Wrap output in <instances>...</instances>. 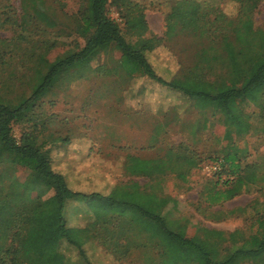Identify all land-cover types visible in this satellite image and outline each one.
I'll return each instance as SVG.
<instances>
[{
    "label": "rangeland",
    "instance_id": "374dc122",
    "mask_svg": "<svg viewBox=\"0 0 264 264\" xmlns=\"http://www.w3.org/2000/svg\"><path fill=\"white\" fill-rule=\"evenodd\" d=\"M166 1L172 0H109L106 8L127 38L147 40L146 54L155 72L169 79L181 68L179 61L192 64L194 41L182 33L164 36L169 11ZM196 1H210L231 15L238 7L237 1ZM254 1V27L264 29V0ZM45 3L53 7L57 25L35 31L33 20L26 15L24 23H30L25 35L31 37L30 42L55 40V47L47 54L53 60L74 49V41L83 44L82 36L67 33V28H73L76 21L60 11L63 8L70 14L76 13L82 2L45 0ZM19 5V0H0V14L5 10L21 13ZM141 16L147 26L141 31L132 29L140 33L129 34V27H137ZM128 20L130 24L126 23ZM13 34L14 29L9 26L0 30V37L5 38L0 41V98L16 102L31 92L34 60L29 48L32 43L22 42L18 46L11 39ZM119 57L115 45L110 44L82 67L62 75L38 101L28 120L12 124L13 138L19 141L23 133H30L38 143L40 139L70 137V143L74 144L78 138L76 153L71 156L64 154L62 148H56V153L50 151L53 169L62 173L71 189L111 196L115 186L135 182L138 190L155 195L156 212L166 220L184 223L188 235L201 232L199 228L204 226L225 232L239 229L240 236L236 239L239 245L256 232L257 212L263 210L264 95L259 104H243L242 119L248 128L237 131L235 123H224L221 113L212 106L198 109L178 91L146 76L127 75L120 67ZM212 71L219 73L222 68L217 66ZM207 89L212 87L208 85ZM127 155L164 157L166 167L160 174H132L124 167ZM228 156H233L238 166L234 172L229 161L221 164ZM233 181L240 184L236 196L212 201L215 190ZM42 189L33 183L28 169L0 152V220L11 223L17 245L26 244L20 248L27 254L19 253L24 264H46L41 260V242L35 243L34 236L24 240L35 225L43 227L42 234L53 232V227L44 221L56 218L57 206L41 208L35 204L52 194L50 190L39 195ZM105 203L96 198L69 200L63 208L65 222L68 227L87 228L92 234L83 244L91 264H134L140 258L139 251L128 256L113 253V237L125 245L132 239L141 248H153L160 240V230L154 223L142 227L128 225V220L122 219L112 231L113 218ZM111 236V243H107L105 239ZM29 242L35 243L32 249ZM223 245L229 247L230 241ZM56 250L65 257L62 264H83L78 251L65 240Z\"/></svg>",
    "mask_w": 264,
    "mask_h": 264
},
{
    "label": "trees",
    "instance_id": "16d2710c",
    "mask_svg": "<svg viewBox=\"0 0 264 264\" xmlns=\"http://www.w3.org/2000/svg\"><path fill=\"white\" fill-rule=\"evenodd\" d=\"M80 1L82 4L76 13L70 14L63 8L60 11L76 21L73 28L69 24L65 25L70 27L67 33L82 36L83 44L78 45L74 41V49L53 60L47 54L55 47L56 41L48 38L41 43L30 42L31 37L25 35L30 22L25 24L23 20L29 15L35 31L55 27L58 20L50 4H46L45 0H19L23 17L16 11L10 13L5 10L0 14V30L7 26L13 28L11 39H15L18 46L22 42L32 43L29 48L34 60L30 94L16 102L0 98V152L8 154L13 163L30 171L33 183L43 188L39 195L52 191L46 199H39L35 203L37 207L57 206L56 218L44 221L53 227V232L42 234L43 227L35 225L24 240L34 236L35 243L41 242V260L46 264L63 263L64 255L56 250L62 240L78 251L83 264H91L83 251V244L90 240L92 234H89L87 228L68 227L63 208L69 200L96 198L107 202L105 204L113 218L112 231L122 219H127L128 225L143 227L154 223L158 226L161 237L153 248H141L132 239L125 245L118 242V237H113V253L128 256L139 251L140 258L134 260V264H243L244 261L264 264V202L261 203L263 210L257 212L256 232L243 239L239 245L236 244L240 236L239 229L225 232L204 226L199 228L201 232L188 235L184 223L177 219L166 220L158 214L155 195L138 190L135 182L115 186V193L111 196L85 194L71 189L62 173L53 169L50 158V151L69 143L70 137H51L48 141L40 139L38 143L34 134L23 133L19 141H16L11 132L14 122L28 120L38 101L57 84L62 75L82 67L99 50L110 44H114L118 50L120 67L127 75L146 76L162 86L178 91L189 100L190 105L198 109L212 106L221 113L224 123H235L237 131L246 130L248 124L242 119L243 104H259L264 95V29L254 27L252 12L256 2L230 0L238 2L236 13L231 15L210 1H166L169 11L165 17L164 36L170 38L182 33L194 41V46L192 64L185 65L179 61L181 68L172 73L169 79H165L155 72L147 57V40L127 38L119 24L108 15L106 6L109 0ZM126 23L130 24V21ZM146 26L141 16L137 27H129V34L140 33ZM137 28L139 31L132 30ZM4 39L0 37V41ZM217 66L222 71L213 74L212 69ZM210 76H213L211 81ZM208 85L212 87L211 90L207 89ZM225 161L234 167L233 172L238 167L233 156L225 157L221 164L224 165ZM124 162V167L137 175L160 174L163 167H166L164 157L160 156L141 158L127 155ZM239 190L240 184L233 181L215 190L211 199L214 202L230 199ZM10 224L8 220H0V264H24L19 253L23 251L22 254H27L26 250L20 248H25L26 244L17 245ZM105 240L111 243L112 236ZM227 241H230L229 247L223 245ZM33 243L29 242V249L33 248Z\"/></svg>",
    "mask_w": 264,
    "mask_h": 264
},
{
    "label": "crops",
    "instance_id": "0c3cea01",
    "mask_svg": "<svg viewBox=\"0 0 264 264\" xmlns=\"http://www.w3.org/2000/svg\"><path fill=\"white\" fill-rule=\"evenodd\" d=\"M79 141H78V138L75 140V144H77ZM75 144L74 143H67V144H64V145H59L58 148H62L64 149V154L67 152L68 153V156H71L73 154L76 153L75 151ZM55 149V150H54ZM57 152L56 148H53L52 152ZM65 160V159H64Z\"/></svg>",
    "mask_w": 264,
    "mask_h": 264
}]
</instances>
